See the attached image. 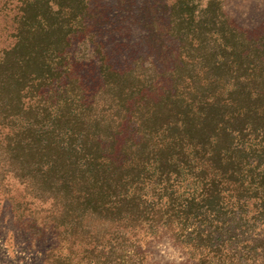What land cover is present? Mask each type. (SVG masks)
Returning <instances> with one entry per match:
<instances>
[{
    "label": "rangeland",
    "instance_id": "rangeland-1",
    "mask_svg": "<svg viewBox=\"0 0 264 264\" xmlns=\"http://www.w3.org/2000/svg\"><path fill=\"white\" fill-rule=\"evenodd\" d=\"M249 63L263 87L264 0H0V264H264V189L249 181L223 183L208 223L178 225L211 173L192 148L194 169L168 177L149 157L147 200L126 211L89 199L63 152L44 150L85 132L100 155L153 156L189 97H228Z\"/></svg>",
    "mask_w": 264,
    "mask_h": 264
},
{
    "label": "trees",
    "instance_id": "trees-1",
    "mask_svg": "<svg viewBox=\"0 0 264 264\" xmlns=\"http://www.w3.org/2000/svg\"><path fill=\"white\" fill-rule=\"evenodd\" d=\"M214 65L221 66L218 62ZM249 65L235 79L228 97L211 93L201 94L199 101L189 97L186 110L179 114L180 120L169 124L166 130L171 132L175 128L182 129L181 133L167 137V144L158 150L153 149V156L148 152L137 156L132 148L116 149L114 146H111V153L100 155L92 151V148L102 143L101 138H92L86 135L88 133L80 131L71 136L70 140L74 143L67 148L60 147L56 142H48L44 150L53 146L63 152L61 160L68 168L63 172L72 174L78 183L86 186L84 193L89 199H100L103 202L113 199V202L104 204L126 211L147 200L140 194L141 178L138 172L149 164V157L157 164L155 170L160 176L168 177L174 172L172 168L183 166L185 170L194 169L183 153L185 148H192L194 159L201 155L200 169L208 167L211 173L205 176L199 172L197 178L202 185V201L198 204L192 201L185 205L178 211L177 220L178 225L182 226L192 216L195 225H202V222L206 224L209 217L205 212L213 215V206L220 200V187L223 183L242 184L249 181L255 190L264 189V86H255L257 67L251 63ZM219 81L220 77L216 73L209 80L211 85ZM157 115L154 110L153 118ZM159 130L160 126L157 132ZM198 133L202 136H198ZM140 144L148 150L152 141ZM176 149L179 152L173 155ZM167 152L171 153L165 155ZM50 166L51 170L59 171L56 161H51ZM205 208L206 211L202 212ZM164 222L169 225L171 220Z\"/></svg>",
    "mask_w": 264,
    "mask_h": 264
}]
</instances>
